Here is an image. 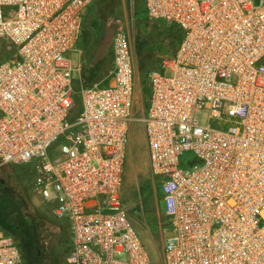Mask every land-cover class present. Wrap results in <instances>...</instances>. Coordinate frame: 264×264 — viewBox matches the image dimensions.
Here are the masks:
<instances>
[{"label":"built area","instance_id":"built-area-1","mask_svg":"<svg viewBox=\"0 0 264 264\" xmlns=\"http://www.w3.org/2000/svg\"><path fill=\"white\" fill-rule=\"evenodd\" d=\"M95 0H0V167L30 165L37 206L70 222L67 264H150L120 193L135 121L126 31L106 84L78 88ZM182 32L148 74V166L173 234L163 264H264V0H144ZM192 152L198 169L182 167ZM0 264H23L0 232Z\"/></svg>","mask_w":264,"mask_h":264},{"label":"rangeland","instance_id":"rangeland-1","mask_svg":"<svg viewBox=\"0 0 264 264\" xmlns=\"http://www.w3.org/2000/svg\"><path fill=\"white\" fill-rule=\"evenodd\" d=\"M127 32L133 53L135 73V121L127 153L124 182L120 193L127 216L136 228L151 256L150 264H163L156 247L172 234L165 217L163 184L153 180L149 166L146 134L141 118L148 108L151 89L148 74L172 59L178 47L175 26L150 19L144 0H97L84 20L78 51L70 53L74 65L81 64V80L76 88L93 83L106 84L113 68L112 41L116 31ZM1 48V45H0ZM87 66L85 67V63ZM192 152H185L180 162L185 169H198L200 163ZM35 173L30 165L0 167V232L19 245L23 264H67L70 248V222L55 218L49 205L39 207L32 194Z\"/></svg>","mask_w":264,"mask_h":264},{"label":"crops","instance_id":"crops-1","mask_svg":"<svg viewBox=\"0 0 264 264\" xmlns=\"http://www.w3.org/2000/svg\"><path fill=\"white\" fill-rule=\"evenodd\" d=\"M97 0H95L90 6H89V8L87 9V11H86V15H85V19L84 20H86V18L88 19V15H89V13L91 12V9H92V7H93V5H94V3L96 2ZM82 34H83V31H82ZM82 37V36H81ZM79 45H80V42H79V44H78V47H79ZM78 52H79V55H80V57H81V51L78 49ZM165 215V214H164ZM166 217V216H165ZM167 218V217H166ZM167 221H168V219H167ZM169 222V221H168ZM170 224V223H169ZM164 244H165V241H163L162 242V245H161V249H159V247L157 246L156 247V249H157V251L159 252V254H160V256H162L163 257V250H164Z\"/></svg>","mask_w":264,"mask_h":264},{"label":"trees","instance_id":"trees-1","mask_svg":"<svg viewBox=\"0 0 264 264\" xmlns=\"http://www.w3.org/2000/svg\"><path fill=\"white\" fill-rule=\"evenodd\" d=\"M176 28H177V27H176ZM177 29H178V35H179V42H178V47H179V45H180V43H181V40H182V35H183V34H182V32L180 31L179 28H177ZM116 32H117V31H116ZM116 32H115V33H116ZM115 33H114V34H115ZM114 34H113V36H114ZM178 47H177V50H178ZM177 50H176V52H177ZM176 52H175V53H176ZM84 63H85V62H84ZM86 66H87V64L85 63V67H86ZM2 167H3V166H2Z\"/></svg>","mask_w":264,"mask_h":264},{"label":"flooded vegetation","instance_id":"flooded-vegetation-1","mask_svg":"<svg viewBox=\"0 0 264 264\" xmlns=\"http://www.w3.org/2000/svg\"><path fill=\"white\" fill-rule=\"evenodd\" d=\"M50 261H51V260H50ZM50 261H49V260H47L45 264H50Z\"/></svg>","mask_w":264,"mask_h":264}]
</instances>
